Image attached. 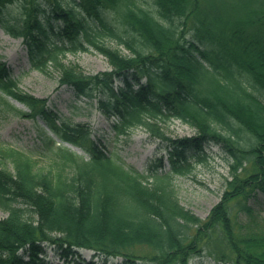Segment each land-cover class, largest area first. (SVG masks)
Listing matches in <instances>:
<instances>
[{"label":"trees","instance_id":"1","mask_svg":"<svg viewBox=\"0 0 264 264\" xmlns=\"http://www.w3.org/2000/svg\"><path fill=\"white\" fill-rule=\"evenodd\" d=\"M151 1L143 8L132 0H0V28L22 40L32 69L53 70L57 90L95 101L116 136L141 128L164 143L169 164L167 172L150 171L152 182L124 168L91 138L89 125L22 92L0 61V105L41 123L44 150L0 149L7 212L0 264H48L49 254L70 263L82 250L101 264H189L204 251L221 264H264V219L250 205L264 201V0ZM91 48L109 71L87 74L62 62L66 52ZM172 119L194 135L167 136L161 123ZM212 146L229 156L230 171L219 202L201 219L179 203L173 178ZM35 157L52 166L38 168ZM233 212L247 218L239 230Z\"/></svg>","mask_w":264,"mask_h":264},{"label":"rangeland","instance_id":"2","mask_svg":"<svg viewBox=\"0 0 264 264\" xmlns=\"http://www.w3.org/2000/svg\"><path fill=\"white\" fill-rule=\"evenodd\" d=\"M137 6L150 8L151 0H132ZM18 10L17 6L15 5ZM17 10L9 8L8 15L18 17ZM113 14V12H112ZM111 14V15H112ZM105 45L118 49L125 56L128 55L124 48L117 46L112 40H104ZM0 61H3L12 71V79L17 82V87L24 93L37 98L48 99L49 105L62 118L72 123L87 124L91 130V138L99 143L106 154L114 156L117 161L126 169H133L147 177L146 181L152 182L149 177L150 171L158 173L169 171L167 162V151L164 143L152 139L143 129L137 128L126 136H116L111 129L112 119H107L98 110L95 101L76 99L70 92L57 90V73L49 70L47 74L32 69L21 39H15L5 34L0 28ZM62 62L67 65H76L84 73L95 74L109 71L110 65L105 57L92 48L87 52H66ZM10 106L26 111V108L11 98H6ZM164 132L172 139L190 137L194 130L179 120H166L161 123ZM39 121H32L20 118L13 111L0 105V149L4 147L14 148L19 151H43L39 143L38 127ZM57 143L53 149L58 148ZM72 152H75L83 160L88 158L79 149L64 145ZM52 158V154L49 155ZM38 158V168L49 170L52 159ZM191 171L183 176L173 178L176 187L179 203L190 210L197 217L204 219L216 205L224 191L225 179L229 177V156L218 146L206 148L199 157L191 159ZM0 157V168L4 164ZM250 201L254 208V215L257 220L264 219V201L261 196ZM7 216V212L0 208V219ZM247 218L242 213L233 212L234 227L238 230L246 224ZM242 230V229H241ZM81 257L76 261H63L53 254L47 257L48 264H84L93 261V264H101L97 258H92V252L82 250ZM109 264H122L116 259ZM189 264H221L209 252L204 251L200 256L190 259Z\"/></svg>","mask_w":264,"mask_h":264}]
</instances>
